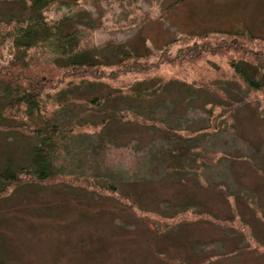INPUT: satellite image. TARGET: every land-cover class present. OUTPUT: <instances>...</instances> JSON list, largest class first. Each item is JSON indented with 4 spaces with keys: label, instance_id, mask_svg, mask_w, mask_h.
Wrapping results in <instances>:
<instances>
[{
    "label": "rangeland",
    "instance_id": "1",
    "mask_svg": "<svg viewBox=\"0 0 264 264\" xmlns=\"http://www.w3.org/2000/svg\"><path fill=\"white\" fill-rule=\"evenodd\" d=\"M46 15L49 20L70 19L63 29L81 33L82 44L99 59L126 49L150 66L174 41L194 35L190 45L201 49L202 59L119 78L127 84L154 77L174 81L140 105L143 112L152 108L146 116L154 111L151 118H162V129L117 120L111 125L117 143L97 159L91 172L89 165L84 168L85 175L97 168L102 178L118 183V192L76 182L27 183L1 191L0 260L264 264V87L249 90L231 64L243 60L244 70L264 84V0H62ZM226 32L221 56L204 50L198 40L201 34ZM179 46L172 45L170 56ZM118 82L108 85L116 88ZM109 86L80 94L70 91L69 98L76 102L69 103V109L85 112V100L106 95ZM130 103L120 99L116 106L133 107ZM46 104L43 112L51 115L54 99ZM210 104L219 106L212 109ZM204 108L220 115L217 121L231 114L225 127L232 128L216 134L200 131L190 139L186 129L198 133L210 121ZM43 123L36 116L29 122L33 128ZM27 137L12 129L0 131V163L8 157L14 162L28 157L33 139ZM88 145L84 138L68 150L81 153ZM94 151L89 150L91 155ZM151 153L159 163H149ZM86 179L104 185L95 177Z\"/></svg>",
    "mask_w": 264,
    "mask_h": 264
},
{
    "label": "trees",
    "instance_id": "2",
    "mask_svg": "<svg viewBox=\"0 0 264 264\" xmlns=\"http://www.w3.org/2000/svg\"><path fill=\"white\" fill-rule=\"evenodd\" d=\"M61 2L62 0H0V5L6 7V10L0 9V131L12 129L27 137L25 135L30 129L31 134L27 138L33 139V143L29 142L27 146L28 157L19 159L18 162L8 157L4 163H0V193H7L12 187L18 188L27 183L61 182H76L80 187L88 185L93 189L118 192V183L102 178V172L97 168L94 173L87 175L84 174V168L89 165L91 172V167L98 164L97 159L107 154L110 145L117 143L111 132L113 122L118 120L134 123L139 127L162 129V118H151L154 111L149 117L146 116L144 113L152 108L147 107L143 112L140 105L162 93L174 81L154 77L134 79L133 84H127L119 78L132 73L148 75L152 69H158L164 64L189 66L202 59L201 49L190 45L191 41L196 39L195 35L174 41L161 53L160 59L150 66L139 61L138 54L126 49L109 53L99 59V55L91 53L89 47L82 44L81 33L63 29L70 19L47 18L46 12ZM228 36L227 32L201 34L198 40L204 50L212 54L217 51L221 56L220 51L224 46L221 40ZM178 43L180 46L177 52L170 56L172 45ZM231 64L235 75L249 86V90L264 87V84L256 80L254 74L244 70L243 60H233ZM111 66L113 67L107 69ZM77 79L80 80L75 81ZM110 81H119L118 87L109 86ZM61 86L63 88L60 89ZM82 86L87 87L83 90L80 88ZM99 86H107V89L109 86L111 90H108L106 95L94 94L85 100V112L74 114V111L69 109V103L76 102V99L69 98L70 91L74 90L80 94L94 91V88ZM193 86L186 85L189 89L194 88ZM53 91L54 93H51ZM64 98L67 100L63 101ZM50 99H54L55 109L51 111V115H47L44 108ZM120 99H129L133 107L116 106ZM210 105L212 109L219 106ZM203 106H207L206 103ZM204 110L208 113L205 108ZM34 116L44 122L43 126L33 128L32 123L29 124ZM218 117L221 116L209 114L208 125L206 124L203 130L199 129L198 133L189 128L185 131L190 139H193L200 131L216 134L223 129L232 128L225 127L227 121L233 119L231 114L226 116V121H217ZM9 121L16 122L17 125L6 123ZM84 138L89 144L87 149H83L81 153L68 150L76 140ZM75 147L81 150L80 146ZM88 148L95 149L92 155ZM161 153L167 154L166 151ZM149 158L150 164L159 163V158L154 157L152 153ZM192 160L196 162L195 159ZM97 171L101 174L98 175ZM88 176L95 177L98 182L103 181L102 188L91 179H86ZM219 188L224 189L223 186ZM0 264L8 262L0 260Z\"/></svg>",
    "mask_w": 264,
    "mask_h": 264
}]
</instances>
